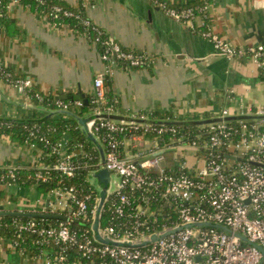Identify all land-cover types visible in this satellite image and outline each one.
<instances>
[{"label": "built area", "instance_id": "1", "mask_svg": "<svg viewBox=\"0 0 264 264\" xmlns=\"http://www.w3.org/2000/svg\"><path fill=\"white\" fill-rule=\"evenodd\" d=\"M3 1L0 0V5ZM149 1L178 23L192 29L200 25V33L210 41L215 55L229 61L248 59L264 77V41L236 47L221 39L211 23L210 0L182 8L171 6L168 0ZM9 4L23 3L22 0H9ZM51 16L54 19L76 17L83 33L100 49L106 73L94 80L93 97L97 106L105 103L106 79L112 75L113 66L139 69L148 64L147 54L126 50L80 11L75 13L56 6ZM4 69L0 63V71ZM1 79L19 93L27 94L32 89L30 80L17 78L12 72H6ZM37 97L43 100L40 95ZM55 104L57 109L69 111L73 105L81 107L82 101L55 100ZM243 107L240 104L237 116L247 115ZM93 113L110 115L114 111L108 107ZM252 115L262 119L236 121L237 126L229 125L230 122L199 126V135H177L174 126L147 123L106 119L89 123L93 132L107 130V135H101L102 139L96 136L105 149V166L116 177L107 203L111 217L105 227L101 223V231L115 241L137 243L168 233L150 245L130 249L96 240L92 230L96 208L90 210L89 202L98 201L94 197L96 193L98 196V190L91 184L87 191L70 188L54 192L41 211L32 210L63 215L69 221L58 220L55 225L33 220L19 222V232L37 237L35 244L42 248L40 255L34 256L44 264H260L264 253L216 227L172 232L193 224L222 225L264 250V107L256 108ZM228 116L226 109L221 117ZM126 132L133 135H120ZM126 140L131 141L130 148L136 152L134 159L128 157ZM67 143L63 139L55 149L61 156L55 170L71 178L80 169L90 174L99 169L100 161L93 163L95 157L82 148L68 154ZM183 147L200 154L203 166L199 170L190 171L186 163L176 169L161 166L162 162L167 163L166 150ZM74 157H84L87 162L79 163ZM10 174L13 176L12 171ZM6 205L0 202V211L8 210ZM12 245L17 249V244Z\"/></svg>", "mask_w": 264, "mask_h": 264}, {"label": "crops", "instance_id": "2", "mask_svg": "<svg viewBox=\"0 0 264 264\" xmlns=\"http://www.w3.org/2000/svg\"><path fill=\"white\" fill-rule=\"evenodd\" d=\"M52 1L63 5V9L81 11L126 50L148 55V64L143 68L112 67V75L108 76L111 82L105 91L118 103L119 111L114 114L199 121L220 118L226 109L228 117L237 116L240 104L247 115L264 107V77L258 67L248 59L229 61L215 55L210 41L200 33V25L192 29L178 23L149 0ZM168 2L182 8L202 0ZM22 3L9 4L5 14L9 23L0 21V63L17 78L30 80L32 89L44 97L64 101L80 97V101H88L94 95L95 78L106 73L100 49L83 32L68 24L55 26L49 16ZM210 18L215 33L236 47L264 41V0H214ZM53 111L57 110L36 105L27 94L0 79V119L40 122L70 117L53 115ZM153 114L158 118H151ZM130 144L126 140L125 148L135 154ZM182 151L187 153L176 158L175 153ZM165 153L169 169L186 163L195 172L203 166L200 154L186 147ZM42 160L43 153L36 147L15 143L10 137L0 138V168L42 166ZM2 192L5 198L0 201L7 203L10 211H41L53 198L19 186H0ZM0 264L44 263L30 253H21L11 242H2Z\"/></svg>", "mask_w": 264, "mask_h": 264}, {"label": "trees", "instance_id": "3", "mask_svg": "<svg viewBox=\"0 0 264 264\" xmlns=\"http://www.w3.org/2000/svg\"><path fill=\"white\" fill-rule=\"evenodd\" d=\"M26 6L31 7L36 12L43 13L44 15L50 16L53 12V7H63V5L58 4L52 0H22ZM214 0H210L213 3ZM9 4V0H4L3 4L0 5V21L8 22L9 19L6 17V9ZM201 4V3H200ZM198 4V5H200ZM190 4L188 6H191ZM75 13L77 11L72 10ZM81 12V11H80ZM82 13V12H81ZM53 23L57 24H68L73 28L83 32V28L80 25V21L76 17H59L54 19V17H49ZM6 72H10L7 68L4 71H0V79L4 78ZM111 77H107L106 86L110 84ZM27 95L36 105L44 106L47 109L59 110L55 104V100H51L48 97H44L33 89L28 90ZM40 95L43 100L38 99ZM75 100H70L67 102H72ZM111 107L114 112L119 111L118 103L111 96L105 95V103L102 106H97L94 103V97H90L86 103L82 101V106L77 107L75 105L69 110L75 116L83 118L88 113H93L96 109H105ZM42 114H40V117ZM151 118H158L157 115L153 114ZM229 125L237 126L236 121L230 122ZM178 134L181 135L185 133L187 135H199V127H176ZM106 129H101L100 131H95V135H107ZM125 135H133L132 133L126 132ZM151 135V134H149ZM155 135V134H152ZM172 135V134H165ZM207 135V134H204ZM10 137L12 141L22 145H28L30 147H36L43 153V165H38L35 167L18 168L16 166H5L0 168V186H19L24 189H34L41 194L52 195L54 192L59 190L64 191L70 188H76L79 190H88L90 188V171L85 169H80L74 177L64 176L61 172L54 169L56 163L61 159V156L55 151L57 145L63 139L69 137L68 140V154L78 151L82 148L86 152L92 154L95 158L93 163H99V154L95 146L88 141L87 137L80 128V125L75 117H60L58 119L50 118L42 122H19V121H9L5 120L0 122V138ZM169 137H167L168 139ZM168 140H166L167 144ZM164 144V145H165ZM162 145V146H164ZM165 147V146H164ZM74 161L85 164L87 162L86 158L79 157L73 158ZM46 168V169H45ZM97 168V167H95ZM12 171L13 176L10 174ZM97 199V193L94 194ZM5 198V192L0 194V199ZM13 201V198L10 199ZM3 202V201H0ZM98 201L91 200L89 202V209H95L97 207ZM109 205L106 206L105 211L102 215L101 223L102 227H105L106 222L110 219ZM36 221L43 224H58V220H45V219H30V218H17L9 216H0V244L3 242H11L12 244H17V250L20 252L30 253L32 255H40L42 246L35 244L37 237L31 233H20L17 223H26L29 221Z\"/></svg>", "mask_w": 264, "mask_h": 264}, {"label": "water", "instance_id": "4", "mask_svg": "<svg viewBox=\"0 0 264 264\" xmlns=\"http://www.w3.org/2000/svg\"><path fill=\"white\" fill-rule=\"evenodd\" d=\"M83 98V97H81ZM76 101L81 100L80 97H75ZM87 101L85 100L84 103ZM51 114H61V115H67L70 117H75L80 125L81 130L87 137L88 141L91 142L98 154L100 159V167L98 170L92 172L90 174V179L94 178L97 181V184L99 186L98 191V204L96 207V218L94 221V224L92 226L93 234L96 238V240L99 243L105 244V245H111L115 247H125L130 249H136V248H142L150 245L151 243L163 238L164 235H154L151 237L148 241L143 242H119L111 239L109 236L105 235L101 231V219L102 215L105 211V208L107 206V203L109 201L110 195L112 193L113 187H114V174L113 172L109 171L106 166V153L103 145L98 140L97 136L94 134V132L90 129L89 123L94 120L99 119H106V120H115V121H123V122H131V123H147L155 126H174V127H199V126H205L209 124H215V123H221V122H234V121H248V120H259L262 119L260 117L254 116V115H245V116H234V117H225V118H213V119H207V120H197V121H166V120H153V119H140V118H127L123 117L121 115L116 114H94L90 115L86 118H80L78 116H75L71 111L67 110H57L51 112ZM52 116V115H51ZM5 120L0 119V122H3ZM42 122V121H40ZM174 150V149H173ZM133 154H129V158L133 159ZM162 167H166V163L162 162ZM0 216H9V217H17V218H30V219H45V220H61V221H69L68 217H65L63 215L59 214H47V213H41V212H33V211H10L6 209H2L0 211ZM75 224H79V222H75ZM203 226H213L216 227L224 232H226L229 235H232L238 239H240L242 242L256 247L262 254L264 253V250L261 246L256 245L254 243H251L245 236L233 232L228 227L222 226V225H210V224H193V225H186L182 226L178 229L173 230H182L187 228H194V227H203ZM199 260V259H198ZM263 259L261 260L260 264H263Z\"/></svg>", "mask_w": 264, "mask_h": 264}, {"label": "rangeland", "instance_id": "5", "mask_svg": "<svg viewBox=\"0 0 264 264\" xmlns=\"http://www.w3.org/2000/svg\"><path fill=\"white\" fill-rule=\"evenodd\" d=\"M187 152H176L175 153V157L176 158H178V157H182V156H184L185 154H186ZM170 159H171V157H170ZM89 182H90V184L94 187V188H96L98 191H99V186H98V184H97V181L94 179V178H91V179H89Z\"/></svg>", "mask_w": 264, "mask_h": 264}]
</instances>
